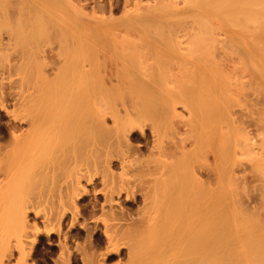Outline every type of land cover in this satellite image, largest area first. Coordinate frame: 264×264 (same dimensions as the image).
I'll return each instance as SVG.
<instances>
[{"label": "bare ground", "instance_id": "1", "mask_svg": "<svg viewBox=\"0 0 264 264\" xmlns=\"http://www.w3.org/2000/svg\"><path fill=\"white\" fill-rule=\"evenodd\" d=\"M118 1L0 0V264H264V0Z\"/></svg>", "mask_w": 264, "mask_h": 264}, {"label": "rangeland", "instance_id": "2", "mask_svg": "<svg viewBox=\"0 0 264 264\" xmlns=\"http://www.w3.org/2000/svg\"><path fill=\"white\" fill-rule=\"evenodd\" d=\"M72 1V3L74 2V3H76V0H71ZM81 1V3H86V4H88L87 6H88V9H89V7H91L92 6V2L93 1H96V0H80ZM104 2H106V0H103ZM121 1L122 0H119L118 2H119V4L121 3ZM71 9V8H70ZM72 10V9H71ZM120 11V10H119ZM117 12V13H115V16H120L121 14V11L120 12ZM234 29V28H233ZM6 62V60H2V61H0V66H2V65H5L4 63ZM2 64V65H1ZM3 77L5 78V79H3V80H1V85L2 86H4V87H6V86H8V79L6 78L7 77V74L6 73H4V75H3ZM257 91H259V93H258V97L260 96L259 94H262L263 96H264V89L262 88V89H260L259 88V90H257ZM253 92V91H252ZM255 94V93H254ZM257 94V93H256ZM251 95V94H250ZM252 98L254 97L253 96V94H252V96H251ZM250 97V98H251ZM257 97V98H258ZM249 98V97H248ZM248 98H244V99H247V100H244V101H247L248 102ZM249 98V99H250ZM256 98V95H255V99H257ZM260 98V97H259ZM262 98H264V97H262ZM255 99L253 100V101H250L249 100V102H254L255 101ZM252 100V99H251ZM261 99H257V104L260 106V107H258V105L256 104V105H252L253 106V108L254 109H256L255 111H257V107L259 108L258 109V111H263V109L264 108H262V109H260L261 107H263L264 105L262 104H260V102L261 103H263V101H264V99L262 100V101H260ZM239 101H241V100H239ZM238 101V102H239ZM260 101V102H259ZM256 102V101H255ZM254 102V103H255ZM251 103V104H252ZM253 103V104H254ZM238 103L236 102V104H235V102H234V105H233V109H235L236 111H239V110H241V109H245L246 111L245 112H248L247 114L245 113V115H241L240 117H241V119H242V125L245 127V128H247L249 131H251L252 133V135L254 136V137H256V139H260V138H263L264 139V128L261 130L260 129V127L262 128L263 127V125H264V123H262V122H260V124L262 125V126H260L259 125V122L257 123V121L256 120H254L253 118H252V116L251 115H253V114H251L250 116H249V113L251 112V113H254L253 111H252V107H250L251 105H250V103H249V105L250 106H248L247 104V106H248V108L247 107H242L243 106V104L245 105V103H242V105L240 106H238L237 105ZM245 105V106H246ZM238 106V107H237ZM255 106V107H254ZM238 108H240V109H238ZM238 109V110H237ZM249 110V111H248ZM243 112H244V110H243ZM242 112V113H243ZM264 112V111H263ZM239 113V112H238ZM257 113V112H256ZM255 116V113H254V115H253V117ZM2 117V118H1ZM0 118V121L1 122H3L4 120H5V118L6 117H3V116H1ZM249 117H251L250 119H248ZM248 122V123H247ZM247 123V124H246ZM259 125V126H257L256 127V125ZM251 127V128H250ZM259 127V129H257ZM254 128V129H253ZM261 131V132H260ZM256 132H258V133H256ZM263 132V133H262ZM263 134V135H262ZM258 136V137H257ZM260 136V137H259ZM246 161V159H244V161H241L243 164H241V166L240 165H238L236 168H233V170H232V172H233V175H234V178H236V179H234L233 181H232V183H233V185H232V188H234V192H233V196L232 197H228V200L227 201H229V200H232V202L234 203V204H232V202H231V204L233 205V207H232V205L228 202H226V201H224V202H226V204L227 205H231V208L229 207V206H227L226 205V208L227 207H229V209L227 208L226 209V211H231L230 209H233L234 210V214H235V218L233 217L234 215H231V217L232 218H234V219H236L237 220V222L235 221V220H233V222H234V225H235V227L238 229V232H239V234H241V235H247L248 236V234H250L251 235V238L252 239H254V241H256L255 239V235H254V232H255V234H256V236H260L261 237V235L263 236L262 238L264 239V213H262L263 211H264V204H262V200H264L263 198H264V168H251L250 166H249V162L248 163H246V165H245V162ZM248 164V165H247ZM117 167V166H116ZM116 167H113L114 169H115V172H117L119 169H118V167L116 168ZM117 169V170H116ZM237 169V170H236ZM246 169H248V170H246ZM253 169V170H252ZM236 170V171H235ZM254 171V172H253ZM237 172V173H236ZM251 172V173H250ZM254 174H253V173ZM262 172V173H261ZM205 173H206V170H205ZM253 174V175H252ZM129 175V174H128ZM255 175V176H254ZM243 176H245V178L243 177ZM125 178H126V175L124 176ZM132 177V176H131ZM243 177V178H242ZM129 178V177H128ZM242 178V179H241ZM247 179V180H246ZM257 180V181H256ZM238 183H237V182ZM251 181H253L252 183H251ZM235 182V183H234ZM248 183V184H247ZM250 183V184H249ZM262 184V185H261ZM242 185V186H241ZM257 185V187H255ZM261 185V186H260ZM251 189V190H249V188ZM244 187H247L246 189L244 188ZM251 187H253V188H251ZM239 188V189H238ZM255 188V189H254ZM256 189L258 190L259 189V192L258 191H256ZM261 189V190H260ZM237 190V191H236ZM242 190H244V191H246V192H248L249 191V193L247 194V198H245V195H246V193H244V191L242 192ZM255 190V191H254ZM239 192V193H238ZM241 192H242V195H241V197H240V194H241ZM255 192H258V193H255ZM260 192H261V194H260ZM250 194V195H249ZM252 195V196H251ZM257 195V196H256ZM260 196H261V201H260ZM254 197V198H253ZM229 198H231V199H229ZM239 198H241V199H239ZM257 198V199H256ZM259 198V199H258ZM224 199H226V198H224ZM235 199V200H234ZM247 199V200H246ZM234 200V201H233ZM238 200V201H237ZM256 201V203H254ZM223 202V201H222ZM224 202H223V204H224ZM242 202H244V204L242 203ZM260 202V203H259ZM242 203V204H241ZM246 203V204H245ZM222 206V205H221ZM236 209H235V208ZM246 208V209H245ZM249 209V210H248ZM233 210H232V212H233ZM248 210V211H247ZM224 211V210H223ZM238 211V212H237ZM238 214H237V213ZM247 212V213H246ZM226 213H230V212H226ZM230 215V214H229ZM241 218L240 220H239V217ZM243 217H244V220H243ZM263 222V223H262ZM244 224L243 226H247L248 227V230L249 229H253L254 228V230L255 231H252V230H249V231H245V230H243L242 229V224ZM246 223V224H245ZM241 226V227H240ZM253 226V227H252ZM260 226V227H259ZM258 227H259V229H258ZM244 228V227H243ZM261 228L263 229V230H261ZM244 231L245 232H247V233H244ZM261 231V232H260ZM249 232V233H248ZM260 233H261V235H260ZM244 235V236H245ZM258 236V237H259ZM246 237V236H245ZM250 237V236H249ZM257 237V239H260V237L258 238ZM258 242H259V240H257ZM256 241V242H257ZM262 242H263V240H261ZM259 242V243H261L262 244V242ZM250 242H252V240L250 241ZM257 242V243H258ZM250 244H252V243H250ZM254 246H255V244H253ZM253 245H250V248H251V246H253ZM262 246V245H261ZM261 246H259V247H261ZM255 247H257V245L255 246ZM255 247H253V248H255ZM264 247V246H263Z\"/></svg>", "mask_w": 264, "mask_h": 264}]
</instances>
